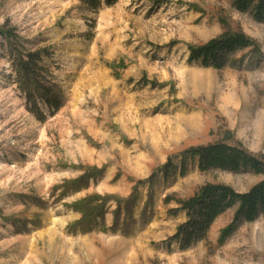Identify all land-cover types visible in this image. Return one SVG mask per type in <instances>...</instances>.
I'll list each match as a JSON object with an SVG mask.
<instances>
[{
	"label": "rangeland",
	"instance_id": "1",
	"mask_svg": "<svg viewBox=\"0 0 264 264\" xmlns=\"http://www.w3.org/2000/svg\"><path fill=\"white\" fill-rule=\"evenodd\" d=\"M236 1L0 0V264H264V212L177 238L206 185L264 181L189 153L264 160V21ZM228 30L256 45L190 60Z\"/></svg>",
	"mask_w": 264,
	"mask_h": 264
},
{
	"label": "trees",
	"instance_id": "2",
	"mask_svg": "<svg viewBox=\"0 0 264 264\" xmlns=\"http://www.w3.org/2000/svg\"><path fill=\"white\" fill-rule=\"evenodd\" d=\"M118 0H108L113 5ZM235 7L238 11H252L255 19L264 21V0H237ZM256 43L241 32L226 31L222 36L201 47H191V61H201L203 66L223 69L227 57L240 50L254 47ZM229 134L219 143L208 147L192 149L189 153L198 158L201 171L221 170L233 173L251 171L256 175H264V160L245 150L241 145H231L233 140ZM183 209L188 212L190 220L181 227L177 238L182 237L184 246L194 239L204 238L215 220L226 210L239 205L236 222L245 220L255 221L264 212V181L255 186L249 193L240 194L227 185H206L190 200L183 202ZM234 231V226L226 228L222 233L223 243Z\"/></svg>",
	"mask_w": 264,
	"mask_h": 264
}]
</instances>
